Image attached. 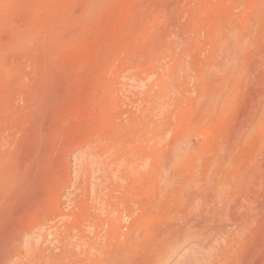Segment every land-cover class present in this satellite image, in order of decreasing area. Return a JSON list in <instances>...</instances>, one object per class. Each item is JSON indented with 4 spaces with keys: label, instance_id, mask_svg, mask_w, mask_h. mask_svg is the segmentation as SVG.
I'll return each instance as SVG.
<instances>
[{
    "label": "rangeland",
    "instance_id": "374dc122",
    "mask_svg": "<svg viewBox=\"0 0 264 264\" xmlns=\"http://www.w3.org/2000/svg\"><path fill=\"white\" fill-rule=\"evenodd\" d=\"M219 191L254 229L212 235ZM0 195L45 263L148 264L195 219L161 264L263 256L264 0H0Z\"/></svg>",
    "mask_w": 264,
    "mask_h": 264
},
{
    "label": "bare ground",
    "instance_id": "6f19581e",
    "mask_svg": "<svg viewBox=\"0 0 264 264\" xmlns=\"http://www.w3.org/2000/svg\"><path fill=\"white\" fill-rule=\"evenodd\" d=\"M136 173V172H135ZM137 174V173H136ZM132 175V174H131ZM130 177H132V176H130ZM136 177V176H135ZM1 186H3V185H1ZM27 186V185H26ZM32 192H33V188L31 189H28V187H21L19 190H17V192H14L13 194H11V195H8V193L6 194V197H4V195H3V197H1V199L2 200H5V199H7L8 198V200H9V203H8V206H6L5 207V209L7 210L8 208L7 207H10V206H15L16 204H18V206H19V204H21L23 201H26L25 199L27 198V197H29V196H31V195H33V196H35V192H33V194H32ZM218 192V191H217ZM219 193H221L220 191H219ZM1 194H3V193H1ZM5 194V193H4ZM217 194V193H216ZM0 196H2V195H0ZM8 196V197H7ZM221 196H223V194L221 193L220 195H214V197L212 198V205H211V207H208V208H205V209H207L206 211H204V213L206 212V216H207V218L208 219H206L207 221H209V222H211V223H216V222H214L215 220V218H216V220H217V225L218 226H215L216 228H213L212 226V235L214 236V235H217V234H222V235H224V236H233V235H235V233L237 234L238 233V230L240 229V228H243V230L245 229V230H247V228L249 227V225H251L250 227H249V229L252 227H254V225L252 226V224L251 223H253L254 221L253 220H255V222H256V219L254 218L252 221H251V219H246V217H244V216H242L243 218H245V221L243 220V221H238V219H236L234 216H230L229 215V213H230V210H229V208H228V206L225 204V201H224V199H223V197H221ZM212 197V196H211ZM28 199H30V198H28ZM34 199H36V198H34ZM211 199V198H210ZM2 200L0 201V202H2ZM33 201V200H32ZM6 202V201H5ZM4 202V203H5ZM206 203H208V201L206 202ZM22 204H25V202L24 203H22ZM210 204V203H209ZM1 205V204H0ZM4 205V204H3ZM3 205H2V207H3ZM208 205V204H207ZM17 206V205H16ZM15 206V208L16 209H18V206L16 207ZM21 206V205H20ZM19 206V207H20ZM116 206V204L114 205V206H112V207H110V208H108V210H107V208H106V214H105V216H104V218L106 219H103L104 220V222H108L112 217H110V215H113L114 216V218H113V220L115 219V217H116V220L115 221H119V220H117V218H118V209H117V207H115ZM201 206V205H200ZM203 206V205H202ZM1 207V206H0ZM12 207L10 208V209H12ZM204 207H206V206H204ZM201 208V207H200ZM16 209H12V210H16ZM203 208H201V210H202ZM205 209H203V210H205ZM235 209V208H234ZM240 210V209H239ZM246 210H248V209H246ZM250 210V209H249ZM9 211V210H8ZM231 211H234V210H231ZM17 212V211H16ZM16 212H15V214H11V215H9V213L6 211L4 214H3V216L2 217H0L1 219H0V223H3L2 225H4L5 223H7L8 225V227L7 226H5V227H2L1 229H0V264H61V263H58V262H53V263H45L43 260H42V256L41 255H39V253H38V250H37V252H35V250L33 249V244H32V240L31 241H26V243L23 245V242L25 241V237H26V234H27V230H28V226L27 227H20V228H18V227H16V225H18V222L17 221H14V222H16L17 224L15 225V223L13 222V220H10V219H15L16 218V215L18 214V212H17V214H16ZM246 212H248V211H246ZM104 213V212H103ZM204 213H203V215H204ZM244 214H245V212H244ZM21 215V214H20ZM19 215V216H20ZM104 215V214H103ZM202 215V216H203ZM249 215H250V213H249ZM12 216H13V218H12ZM195 216V215H194ZM237 216V215H236ZM247 216V215H246ZM251 216V215H250ZM21 217V216H20ZM108 217H110V219L109 220H107L108 219ZM249 217V216H248ZM253 217V216H252ZM256 217V216H255ZM44 218V217H43ZM195 218V217H194ZM200 218V217H199ZM206 218V217H205ZM250 218V217H249ZM34 219V218H33ZM42 219V218H41ZM102 219V218H101ZM120 219V218H119ZM20 220V219H19ZM30 220V219H29ZM29 220H27V221H29ZM113 220L111 221V225L113 226V225H115L114 223H113ZM193 220V219H192ZM201 220H202V218H201ZM204 221V219H203V224H205V222H207V221ZM241 220H242V218H241ZM258 220V219H257ZM7 221V222H6ZM11 221H12V223H11ZM26 221V220H25ZM25 221H24V224H25ZM36 221V220H35ZM38 221V220H37ZM47 221V220H46ZM99 221V220H98ZM176 221V220H175ZM30 222V221H29ZM101 222V221H100ZM181 222V221H180ZM208 222V223H209ZM258 222H259V220H258ZM258 222H256V223H258ZM23 222H21V224H22ZM36 223V222H35ZM34 223V224H35ZM99 223V222H98ZM110 223V222H109ZM116 223V222H115ZM182 223V222H181ZM185 223V222H184ZM187 223H189V225H187V224H182V225H180V224H178V225H176V226H172V227H170L169 229H168V232L165 234V235H162V238L160 239L159 238V242L155 245V247H154V251H153V253H151V256L153 255L154 257L152 258V260H150V262L148 263V264H161V262H162V260H163V257L165 256V255H167L166 253L167 252H170L171 251V253L175 250V247H176V245L182 240V239H185V238H189L190 236H193L194 234H198V232H200V231H202L201 229H203V226H202V224H200V222H199V220L198 219H195V221H192V222H187ZM202 223V222H201ZM33 224V221L31 222V225H32V229H33V227L35 226ZM49 224V223H48ZM12 225H15V226H12ZM26 225H27V223H26ZM29 225V224H28ZM34 225V226H33ZM36 225H37V223H36ZM96 225V224H95ZM229 225H232V226H234L235 227V230H233L232 232H229V231H227L228 229H227V226H229ZM20 226V225H19ZM25 226V225H24ZM48 226V225H47ZM97 226H98V224H97ZM109 226V225H108ZM36 227V226H35ZM116 227V229H117V226H115ZM245 227V228H244ZM26 228V229H25ZM99 228V227H98ZM207 228H209V225L207 226ZM251 228V229H252ZM258 228H259V226H258ZM257 228V229H258ZM31 229V228H30ZM44 229V228H43ZM94 229H96V227L94 228ZM206 229V228H205ZM210 229V228H209ZM250 229V230H251ZM254 229V228H253ZM115 230V229H114ZM262 230H264V229H262ZM29 231V230H28ZM37 231H39V230H37ZM95 231H97L98 232V229H96ZM111 231V230H110ZM205 231V230H204ZM204 231H202V232H204ZM207 231V230H206ZM235 231V232H234ZM248 231V230H247ZM261 231V230H260ZM35 232V231H34ZM40 232V231H39ZM109 232V231H108ZM30 233V232H29ZM102 233V232H101ZM107 233V232H106ZM163 233V232H162ZM241 233V232H240ZM246 233V232H245ZM251 234H252V231L250 232ZM253 233H254V230H253ZM44 234V233H43ZM164 234V233H163ZM242 234V233H241ZM258 234H260V235H262L261 234V232L260 233H258ZM97 234H95V236H96ZM108 235V234H107ZM161 235V234H160ZM200 235V234H199ZM239 235V234H238ZM252 235H254V234H252ZM257 235V234H256ZM260 235H258V236H260ZM34 236H36V235H34ZM38 236H40V235H38ZM46 236V235H45ZM98 236V235H97ZM198 236V235H197ZM210 236V235H209ZM31 237V236H30ZM37 237V236H36ZM42 237H43V235H42ZM195 237V236H194ZM235 237H236V235H235ZM238 237V236H237ZM254 237V236H253ZM260 237H262V236H260ZM44 238H46V237H44ZM72 238V237H71ZM108 238V237H107ZM209 238V237H208ZM240 238V237H239ZM256 238V237H255ZM33 239V238H32ZM47 239V238H46ZM192 239H194V238H192ZM195 239H197V238H195ZM194 239V240H195ZM223 239V238H222ZM261 239V238H260ZM263 239V238H262ZM29 240V239H28ZM76 241H78V240H80V237H77L76 239H75ZM97 240V239H96ZM186 240H188V239H186ZM203 240V239H202ZM210 240V239H209ZM224 240V239H223ZM39 243H41V241L42 240H40V238H39ZM210 241H212V240H210ZM59 242V241H58ZM84 242V241H83ZM92 242V241H91ZM46 243V242H45ZM49 242H47V244H48ZM67 243V242H66ZM71 243V242H70ZM56 244H59V243H56ZM231 244H232V242H231ZM264 244V243H263ZM49 245V244H48ZM48 245H45V246H48ZM93 245V244H92ZM179 245V244H178ZM260 245V244H259ZM262 245V244H261ZM214 246H216V245H214ZM228 246V245H227ZM38 247V246H37ZM58 247H59V245H58ZM67 247V246H66ZM71 247V246H70ZM39 248V247H38ZM45 247L43 246V249H44ZM68 248V247H67ZM66 248V249H67ZM116 247H113V250L115 249ZM35 249H36V247H35ZM42 249V250H43ZM48 249H50V248H48ZM65 249V248H64ZM65 249V250H66ZM69 249V248H68ZM46 250V249H45ZM262 249H260V247H259V249H257V251H255V249L253 250V251H255V252H252L253 253V255H252V253H251V257H250V255L248 256V257H250L249 258V261H248V263L247 264H264L263 263V259H261L262 257H264V255L262 256V251H261ZM248 251H249V249H248ZM40 252H43V251H41V249H40ZM46 252V251H45ZM152 252V251H151ZM220 252V251H219ZM37 253V254H36ZM73 253V252H72ZM114 253V252H113ZM46 254V253H45ZM44 254V255H45ZM70 254V253H69ZM82 254V253H81ZM48 255V254H47ZM66 255V254H65ZM87 255V254H86ZM120 255V254H119ZM213 255H215L214 253H213ZM220 255V254H219ZM243 255V254H242ZM46 256V255H45ZM51 256V260L53 261V259H54V257L52 256V255H49V257ZM58 256V255H57ZM56 256V257H57ZM68 256V255H67ZM88 256H89V254H88ZM87 256V257H88ZM232 256V255H231ZM80 257V256H79ZM117 257V256H116ZM124 257H125V255H124ZM166 257V256H165ZM169 257V256H168ZM167 257V258H168ZM197 257V256H196ZM209 257V256H208ZM216 257V256H215ZM246 257V256H245ZM247 257V258H248ZM31 258V259H30ZM127 259H128V257H126ZM149 258V257H148ZM193 258V257H192ZM246 258V259H247ZM215 259V258H214ZM51 260H49V261H51ZM55 260V259H54ZM67 261H68V259H66ZM65 260V261H66ZM217 260V259H216ZM219 260V259H218ZM129 261V260H128ZM132 261V260H131ZM130 261V262H131ZM212 261V260H211ZM226 261V260H225ZM100 262H103V261H101L100 260ZM208 262V261H207ZM240 262V261H239ZM66 263H68V262H66ZM217 263H218V261H217ZM220 263V262H219ZM218 263V264H219ZM99 264V263H98ZM184 264H202L201 263V261L200 260H191V259H188V260H186V261H184ZM209 264V263H208ZM244 264H246V263H244Z\"/></svg>",
    "mask_w": 264,
    "mask_h": 264
}]
</instances>
